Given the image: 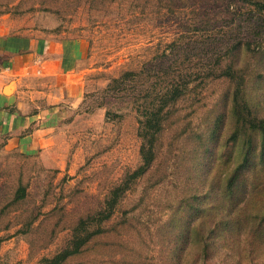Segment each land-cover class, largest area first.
I'll return each mask as SVG.
<instances>
[{"label": "rangeland", "instance_id": "obj_1", "mask_svg": "<svg viewBox=\"0 0 264 264\" xmlns=\"http://www.w3.org/2000/svg\"><path fill=\"white\" fill-rule=\"evenodd\" d=\"M256 3L0 0V13L36 16L83 54L82 99L49 120L47 150L0 154V264H39L68 245L140 166L138 121L176 84L187 89L150 168L64 264H264V134L248 124L264 120Z\"/></svg>", "mask_w": 264, "mask_h": 264}, {"label": "crops", "instance_id": "obj_2", "mask_svg": "<svg viewBox=\"0 0 264 264\" xmlns=\"http://www.w3.org/2000/svg\"><path fill=\"white\" fill-rule=\"evenodd\" d=\"M37 21L0 13V154H39L50 140L49 120L82 99L80 44L61 40Z\"/></svg>", "mask_w": 264, "mask_h": 264}, {"label": "trees", "instance_id": "obj_3", "mask_svg": "<svg viewBox=\"0 0 264 264\" xmlns=\"http://www.w3.org/2000/svg\"><path fill=\"white\" fill-rule=\"evenodd\" d=\"M259 9H264V4H255ZM187 88H181L177 84L171 85L161 97V99L150 110L141 115L138 121V136L141 139L140 157L141 164L135 170L127 172L119 184L112 187L104 201L101 210L78 220L73 230V235L68 245L50 258H43L39 264H64L69 258L80 254L88 242L95 236L104 233V224L112 217L117 205L130 189L134 181L144 175L155 159V148L158 137L162 131V126L166 120L168 109L179 99L184 97ZM239 88L237 89L234 100L242 106L248 113V109L241 99L238 101ZM237 118H243L244 114L238 107L233 110ZM249 127L264 134V120L249 119ZM24 198V190L17 189L13 201Z\"/></svg>", "mask_w": 264, "mask_h": 264}]
</instances>
